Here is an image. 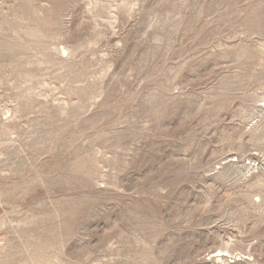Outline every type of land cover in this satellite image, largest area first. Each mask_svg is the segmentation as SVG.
I'll return each mask as SVG.
<instances>
[{
    "label": "rangeland",
    "instance_id": "1",
    "mask_svg": "<svg viewBox=\"0 0 264 264\" xmlns=\"http://www.w3.org/2000/svg\"><path fill=\"white\" fill-rule=\"evenodd\" d=\"M0 264H264V0H0Z\"/></svg>",
    "mask_w": 264,
    "mask_h": 264
},
{
    "label": "bare ground",
    "instance_id": "2",
    "mask_svg": "<svg viewBox=\"0 0 264 264\" xmlns=\"http://www.w3.org/2000/svg\"><path fill=\"white\" fill-rule=\"evenodd\" d=\"M219 251L220 252L218 254H214L216 257H220L221 256V258H222L224 255H226V253H224V250L223 249H221Z\"/></svg>",
    "mask_w": 264,
    "mask_h": 264
}]
</instances>
